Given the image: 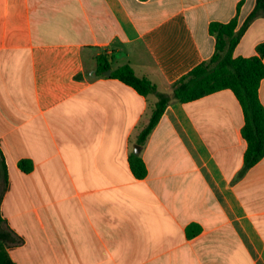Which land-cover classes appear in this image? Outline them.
<instances>
[{
	"label": "crops",
	"instance_id": "0c3cea01",
	"mask_svg": "<svg viewBox=\"0 0 264 264\" xmlns=\"http://www.w3.org/2000/svg\"><path fill=\"white\" fill-rule=\"evenodd\" d=\"M255 5L0 0V213L23 240L5 248L13 264H264V157L239 175L247 142L234 93L168 105L137 179L128 158L157 98L95 75V57L109 55L112 69L129 65L169 94L213 56L209 25L237 18L238 31ZM262 43L258 17L233 55L257 56Z\"/></svg>",
	"mask_w": 264,
	"mask_h": 264
},
{
	"label": "trees",
	"instance_id": "16d2710c",
	"mask_svg": "<svg viewBox=\"0 0 264 264\" xmlns=\"http://www.w3.org/2000/svg\"><path fill=\"white\" fill-rule=\"evenodd\" d=\"M258 17H264V0H256L254 10L238 31H236L237 18L228 23H211L209 33L215 38L213 56L177 81L169 94L159 92L149 80L136 76L129 65L112 69L109 55L100 54L95 57L96 76H104L107 71H111L110 78L117 79L133 88L141 96L154 95L157 98L148 124L138 135V145H145L165 109L172 102L188 103L218 91L231 90L243 111L244 125L241 132L247 142L244 166L239 175L245 174L263 159L264 106L259 98V87L264 79V43L257 46V56L244 58L233 55L240 38ZM128 162L134 177L142 179L146 176V166L139 154H130ZM18 168L24 173H29L32 165L29 161L22 160L18 163ZM7 187L8 171L0 149V206ZM191 234L192 232L188 230V235L191 236ZM22 243L23 240L7 226L0 213V264H13L5 248L19 246Z\"/></svg>",
	"mask_w": 264,
	"mask_h": 264
},
{
	"label": "water",
	"instance_id": "95a60500",
	"mask_svg": "<svg viewBox=\"0 0 264 264\" xmlns=\"http://www.w3.org/2000/svg\"><path fill=\"white\" fill-rule=\"evenodd\" d=\"M110 74H111L110 71H107V72L105 73L106 76H110ZM141 148H142V147H141L140 145H135V146H134V152H135L136 154H139L140 151H141Z\"/></svg>",
	"mask_w": 264,
	"mask_h": 264
}]
</instances>
